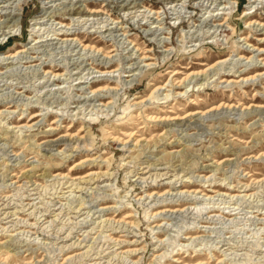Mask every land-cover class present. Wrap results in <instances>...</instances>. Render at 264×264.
Here are the masks:
<instances>
[{
  "label": "rangeland",
  "instance_id": "rangeland-1",
  "mask_svg": "<svg viewBox=\"0 0 264 264\" xmlns=\"http://www.w3.org/2000/svg\"><path fill=\"white\" fill-rule=\"evenodd\" d=\"M0 264H264V0H0Z\"/></svg>",
  "mask_w": 264,
  "mask_h": 264
},
{
  "label": "bare ground",
  "instance_id": "bare-ground-1",
  "mask_svg": "<svg viewBox=\"0 0 264 264\" xmlns=\"http://www.w3.org/2000/svg\"><path fill=\"white\" fill-rule=\"evenodd\" d=\"M71 40H73V39H71ZM85 48H86V46H85ZM24 50H18L17 52H23ZM20 54V53H19ZM14 55H16V54H13V53H10V54H7V55H5V58H10V57H13ZM240 57H243V56H240ZM47 72H49V71H47ZM186 80V79H185ZM160 88V87H159ZM101 88L100 87H98V88H96V89H94V91H97V90H100ZM98 95V94H97ZM95 96V95H94ZM188 114H190V113H188ZM188 114H186V115H188ZM36 115H39V114H34L33 116H36ZM189 116V115H188Z\"/></svg>",
  "mask_w": 264,
  "mask_h": 264
}]
</instances>
